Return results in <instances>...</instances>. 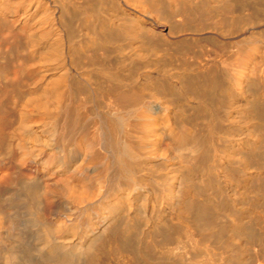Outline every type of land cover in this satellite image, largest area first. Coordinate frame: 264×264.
<instances>
[{"label":"bare ground","instance_id":"1","mask_svg":"<svg viewBox=\"0 0 264 264\" xmlns=\"http://www.w3.org/2000/svg\"><path fill=\"white\" fill-rule=\"evenodd\" d=\"M0 264H264V0H0Z\"/></svg>","mask_w":264,"mask_h":264}]
</instances>
